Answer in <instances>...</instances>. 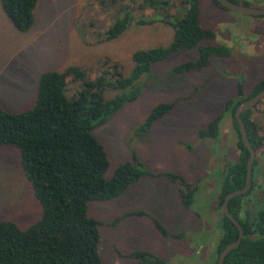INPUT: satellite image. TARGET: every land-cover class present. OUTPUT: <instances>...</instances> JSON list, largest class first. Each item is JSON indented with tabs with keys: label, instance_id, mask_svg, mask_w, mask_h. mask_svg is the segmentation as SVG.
<instances>
[{
	"label": "rangeland",
	"instance_id": "374dc122",
	"mask_svg": "<svg viewBox=\"0 0 264 264\" xmlns=\"http://www.w3.org/2000/svg\"><path fill=\"white\" fill-rule=\"evenodd\" d=\"M143 0H37L33 23L27 32L16 31L0 8V106L7 112H23L34 103L39 75L61 72L68 67L85 69L89 79L103 70L120 69L127 76L132 68L131 54L137 50L165 47L173 32L158 22L165 12L152 11ZM167 14H180L182 0H167ZM250 7L264 8V0H237ZM199 23L214 33V40L202 44H222L229 48L227 58H211L199 72L171 74L179 63L196 58V50H181L154 63L148 75L136 86L140 93L92 135L102 144L107 158L106 178L115 167L132 162L158 173L144 176L112 200L90 202L88 217L103 225L98 227V253L102 264H139L129 259L130 251H145L165 264H210L214 260L219 235L214 212L217 205L214 170L224 169L226 160H236L237 136L231 118L225 114L216 139L198 137L221 109L223 102L235 96L241 84L243 96L261 79L264 68V17L223 11L210 0H199ZM130 13L134 22L117 38L104 40L118 10ZM118 16V15H117ZM141 19L144 24H136ZM153 20V23L147 21ZM67 96L78 90L79 83L68 80ZM145 83V84H143ZM116 92L107 91L106 98ZM174 102L173 109L153 121L147 131H140L151 109ZM252 122L263 137L254 153L255 186L264 184V99L252 110ZM172 174L176 180L163 176ZM254 175V170H253ZM179 179V180H178ZM196 186L192 203L185 209L180 192ZM258 190V189H257ZM217 193V194H216ZM245 203L244 209H249ZM142 213V214H141ZM40 207L33 197L20 167L15 148L0 147V220L25 229L38 219ZM121 219L114 225L107 222ZM166 232L163 236L155 223Z\"/></svg>",
	"mask_w": 264,
	"mask_h": 264
},
{
	"label": "trees",
	"instance_id": "16d2710c",
	"mask_svg": "<svg viewBox=\"0 0 264 264\" xmlns=\"http://www.w3.org/2000/svg\"><path fill=\"white\" fill-rule=\"evenodd\" d=\"M36 1L0 0V8L13 28L24 33L32 26ZM210 1L223 9L214 0ZM230 1L237 3L236 0ZM142 3L154 12H165L158 22L171 28L172 40L165 47L134 51L131 54L132 68L127 76L123 77L120 69L115 67L112 71L103 70L91 79L85 69L68 67L61 72L46 71L37 79L34 103L30 109L15 113L0 106V147H12L18 151L21 170L40 207L38 219L23 230L10 221L0 220V264H102L98 253V227L103 223L88 217V203L117 198L141 177L160 174L141 169V164L133 156L132 162L118 164L111 177L106 178L108 158L102 144L93 137V130L134 101L142 85L137 87V80L148 75L154 63L170 54L196 50L195 59L171 69L170 73L176 75L199 72L209 65L211 58L230 56L229 48L222 44H202L203 41H212L214 33L199 23V0H182L179 3L181 7L175 9L179 16L166 13L170 8L167 0H143ZM133 20L128 11L118 10L104 33V40L117 38ZM135 23L145 22L139 19ZM70 79L79 83L78 90L71 97L66 93ZM263 87L264 68L260 81L249 95L243 97L242 85L236 84L235 96L227 98L220 113L198 130V137L215 140L219 124L227 114L237 136L236 160L226 161L223 170L216 169L218 197L214 212L220 211L221 214L217 220L219 235L214 260L210 264H216L221 250L237 238L235 227L221 212L223 197L244 185L248 157L238 136L233 111ZM107 91L116 94L106 98ZM173 107L174 102L152 108L138 130L147 131L154 120L169 113ZM250 115L248 110L240 118L255 153L262 145L263 137ZM254 166L255 162L252 171ZM163 176L176 180L172 174ZM251 183L249 192L227 203L243 237L238 246L224 257L222 264H264V184L255 186L253 176ZM195 192L196 186H186L180 192L185 209L190 207ZM246 202L247 211L244 209ZM120 219L121 216L114 217L107 225L114 226ZM154 223L158 232L165 236L166 232L157 222ZM126 257L139 264H165L145 251H130Z\"/></svg>",
	"mask_w": 264,
	"mask_h": 264
},
{
	"label": "water",
	"instance_id": "95a60500",
	"mask_svg": "<svg viewBox=\"0 0 264 264\" xmlns=\"http://www.w3.org/2000/svg\"><path fill=\"white\" fill-rule=\"evenodd\" d=\"M221 8L232 12V13H236L239 15H245V16H263L264 15V8L259 9V8H254V7H250L248 5H243V4H239V3H235L232 2L230 0H214ZM264 97V88L262 90H260L258 93H256L255 95H253L250 98L245 99L244 101H242L240 104H238L236 106V108L233 111V117L235 119V122L237 124V131H238V136L240 139L241 144L243 145V147L245 148V150L248 153V157L246 159L245 162V177H244V185L242 188L229 192L227 193L224 197L223 200L221 202V211L222 214L228 219V221L235 227L236 231H237V238L234 242L226 245L221 252L218 254L217 257V261L216 264H222V261L224 259V257L234 248H236L240 242V240L243 237L242 234V229L239 225V223L237 222V220L232 216V214H230V212L228 211L227 208V203L230 199L237 197V196H242L245 193H247V191L250 189V185H251V169H252V163L254 160V151L251 148L248 139H247V135L245 132V128L243 125V122L240 118V115L251 109L260 99H262Z\"/></svg>",
	"mask_w": 264,
	"mask_h": 264
},
{
	"label": "flooded vegetation",
	"instance_id": "af4514ba",
	"mask_svg": "<svg viewBox=\"0 0 264 264\" xmlns=\"http://www.w3.org/2000/svg\"><path fill=\"white\" fill-rule=\"evenodd\" d=\"M236 1H237V0H236ZM237 3H239V1H237ZM239 4H242V2L239 3ZM219 9H220V8H219ZM221 10H223V9H221ZM223 11H227V10H223ZM235 14H236V13H235ZM254 17H264V15H263V16H254ZM213 40H214V39H213ZM262 71H263V70H262ZM261 77H262V76H261ZM259 81H260V80H259ZM259 81H258V82H259ZM258 82H257V83H258ZM253 87H254V86H253ZM263 88H264V87H263ZM263 88H262V89H263ZM262 89H261V90H262ZM252 90H253V88L251 89V91H252ZM251 91H250L247 95H249V94L251 93ZM259 91H260V90H259ZM259 91H258V92H259ZM258 92H257V93H258ZM255 94H256V93H255ZM255 94H254V95H255ZM242 95H243V94H242ZM247 95H245V96H243V97H246ZM252 96H253V95H252ZM252 96H251V97H252ZM249 98H250V97H249ZM263 99H264V97H263L262 99H260V100H259V101H258V102H257L252 108H251V109H249V110L251 111V113H252V110H253V109L259 104V102H260L261 100H263ZM247 111H248V110H247ZM245 112H246V111H245ZM243 113H244V112H243ZM250 119H251V115H250ZM251 121H252V120H251ZM226 161H234V160H226ZM226 161H225V163H226ZM253 163H254V162H253ZM253 163H252V164H253ZM220 167H221V166H220ZM220 167H217V168L220 169ZM217 168H216V169H217ZM216 169L214 170L213 175L215 176V178H214V179H215V183L217 184V187H218V183H217V179H216ZM255 169H256V163H255V166H254V169H253V170H254V175H253V171H252V169H251V178H252V176H253V178H254V176H255V174H256ZM251 187H252V183H251V185H250V188H251ZM215 190H216V192H218V188H215ZM249 190H250V189H249ZM249 190H248L247 192H249ZM216 194H217V193H216ZM245 194H246V193H245ZM245 194H244V195H245ZM217 197H218V194H217ZM218 212H219V211H218ZM221 212H222V211H221ZM220 214H221V213H220ZM220 214H219V215H220ZM216 219L218 220V216H216Z\"/></svg>",
	"mask_w": 264,
	"mask_h": 264
}]
</instances>
